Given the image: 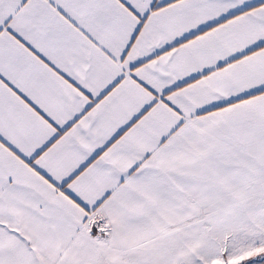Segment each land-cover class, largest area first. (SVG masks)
I'll return each mask as SVG.
<instances>
[{"label":"snow or ice","instance_id":"6c2138e0","mask_svg":"<svg viewBox=\"0 0 264 264\" xmlns=\"http://www.w3.org/2000/svg\"><path fill=\"white\" fill-rule=\"evenodd\" d=\"M0 264H264V0H0Z\"/></svg>","mask_w":264,"mask_h":264}]
</instances>
